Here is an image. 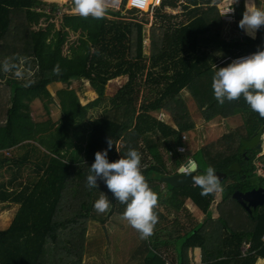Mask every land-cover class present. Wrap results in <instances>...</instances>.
<instances>
[{
    "label": "trees",
    "instance_id": "obj_1",
    "mask_svg": "<svg viewBox=\"0 0 264 264\" xmlns=\"http://www.w3.org/2000/svg\"><path fill=\"white\" fill-rule=\"evenodd\" d=\"M126 1L120 10L106 7L102 19H85L77 13L58 15L63 6L54 1L0 0V169L11 171L0 181V204L2 209L19 205L10 225L0 229V264H82L88 219L105 224L114 209L122 214L126 207L102 180L97 181L98 188L85 186L95 153L108 149L109 138L114 143L108 150L109 162L130 148L141 153V172L158 195V204L189 213L185 200L191 198L206 214L205 221L188 230L179 228V223L171 231L155 230L157 253L138 264H166L159 247L172 241L177 242L178 264H193L195 248L201 249L202 260L209 264H264L258 260L264 259V205L249 213L236 201L241 216L230 212L226 217L221 210V218H212L215 194L201 196L194 184L166 182L164 177L171 172L163 158L168 154L178 168L184 154L170 157L169 152L180 143L182 133L196 125L183 98L187 90L206 121L237 114L244 121L199 149L194 158L198 156L202 165L195 158L196 174H203L208 166L227 173L221 181L222 201L231 199L233 204L234 191L264 186V177L255 172L256 160L264 163V146L256 152L241 151L243 140L262 127L264 135V119L242 96L221 105L211 89L216 67L264 50V33L254 39L244 30L226 36L219 0H163L147 32L146 16L140 18L134 10H129L134 17L124 14ZM179 4L182 13L164 11ZM233 8L239 28L245 0ZM72 34L76 39L70 40ZM57 66L58 73L54 72ZM120 76L128 80L108 95L107 85ZM75 81L80 84L71 87ZM85 83L96 93L92 101L83 96L87 103L79 95ZM36 99L49 114L46 121L37 122L31 115ZM161 110L169 113L174 124L154 115ZM233 163L240 164L241 172L229 170ZM26 167L36 179L20 180ZM251 175L262 181L254 183ZM102 192L113 207L107 216L95 215L93 208ZM245 243L250 247L243 254Z\"/></svg>",
    "mask_w": 264,
    "mask_h": 264
},
{
    "label": "clouds",
    "instance_id": "obj_2",
    "mask_svg": "<svg viewBox=\"0 0 264 264\" xmlns=\"http://www.w3.org/2000/svg\"><path fill=\"white\" fill-rule=\"evenodd\" d=\"M73 5L75 13L85 19H102L106 15L105 0H73ZM262 26L264 9L257 7L255 0H245V11L239 27L254 39L256 31ZM54 72H59L58 66L54 68ZM211 89L215 100L221 105L226 101H238L242 96L248 107L264 119V50L234 60L226 67H216ZM107 144L108 149L95 153V161L89 167L85 186L89 189L98 188L97 181L102 180L114 199L126 205L121 219L139 233L141 240H147L154 234L155 225L158 223L154 209L158 206L159 197L141 172V153L130 148L120 159L109 162L108 150L114 144L111 138L107 140ZM116 150L118 152L117 147ZM188 158L190 157H186L178 170ZM198 170L197 162L189 161L180 171L185 177L191 176L193 184L201 189V196L223 190L213 167L208 166L203 174L195 175ZM93 208L98 214L110 211L111 202L107 195L102 192Z\"/></svg>",
    "mask_w": 264,
    "mask_h": 264
},
{
    "label": "rangeland",
    "instance_id": "obj_3",
    "mask_svg": "<svg viewBox=\"0 0 264 264\" xmlns=\"http://www.w3.org/2000/svg\"><path fill=\"white\" fill-rule=\"evenodd\" d=\"M49 2L55 1L59 4V7H62L61 12H57L58 15L64 14V12L69 13H75L74 7H73V0H48ZM221 1V0H220ZM255 4L257 7L264 9V0H255ZM70 5V7H69ZM222 5V6H221ZM123 12L126 16L134 17L129 14V4L125 3ZM219 12L222 13L224 16V34L228 37L232 35H239L240 32H242L241 28L239 29L236 26L235 17H228L223 14V10L226 9V7L219 2L218 4ZM179 9H173L172 7L168 11V13L175 14ZM233 9V6H232ZM234 10V9H233ZM235 12V11H234ZM139 17L146 16V18L149 19V24L147 26V29L149 31L150 28V20L151 16L149 13L144 14H138ZM58 23V22H57ZM149 27V28H148ZM264 33V26H262L258 31L255 33V37L259 36V34ZM245 34H247L244 31ZM76 35H71L70 40L76 39ZM149 37L146 39V43H149ZM67 48V46L65 47ZM123 82H110V84L107 85L106 93L108 95H113L115 90L118 88L120 84ZM80 83L78 81L73 82L71 87H78ZM62 87L63 85L60 84ZM87 87V90H86ZM89 84H84L83 88L86 90L82 91L81 94V100L83 103H87L88 99H85L83 101V96L88 95L90 96L92 101L96 98V93L93 92L91 87L89 88ZM51 89V86L49 87ZM51 91L55 94L54 89H51ZM183 98L186 102V105L190 111L191 117L193 118L195 122V127L189 131H187L185 134L186 140L188 143V153L184 154V157L186 158L187 155L193 156L192 154L196 155V153L201 149L202 147H205L206 145L217 141L220 139L224 134L235 130L236 128L243 125V117L241 114H237L235 116L229 117V118H223V117H217L210 121H206L201 111L198 108V105L195 103L193 97L190 95V93L185 90L183 92ZM46 111L45 107L43 106V103L40 99H36L31 103V115L35 119L42 120L43 118H39L41 114H43ZM154 115H157L158 117L163 118L166 122L169 124H174L173 118L169 115V113L165 110H161L158 112H154ZM264 140V135H263ZM264 146V142H263ZM250 149V148H249ZM257 149L251 150V152H256ZM171 156V155H169ZM175 157V156H174ZM184 157L183 161L184 162ZM163 158L166 162V168L168 172H173L175 170L174 167V158L172 161V158L168 157V154L165 156L163 155ZM197 161H199V164L202 165L201 160L198 156H195ZM155 160V159H154ZM156 161V160H155ZM260 162V161H259ZM181 164V163H180ZM180 166V165H179ZM239 170V169H238ZM236 172V171H235ZM241 172L237 171V173ZM11 175V171L4 167L0 169V181L3 179H7ZM259 176V175H258ZM257 175H251L255 178L254 183H259V181H262L261 178H259ZM35 173L29 169V167L25 168L22 171L21 174V181H26L27 179H36ZM221 194L222 191L216 193V200L213 203V210H214V217L218 215L216 207L221 200ZM12 206V205H11ZM185 206L189 209V213H187L185 210L181 212H177L175 210H168L164 205L158 204L156 207L157 211L155 213L158 216V223L155 225L154 232L157 229H170L172 230V227H175V223H179V228L185 227V230H188L190 227H193L196 223L199 221L203 222L206 219V215L202 214L201 211H198L196 209L192 210L187 205V202H185ZM2 205L0 204V211H3L4 209L1 208ZM7 209V208H5ZM14 211V208H12ZM17 209V207H16ZM113 207H111V210L104 213L108 214L112 212ZM13 211L12 210H5L0 213V229H4L5 227L11 223L13 218ZM97 213V212H95ZM239 216L240 212H237ZM242 215H244L241 212ZM95 215H99L98 213ZM121 215L119 213H113L110 216V219L108 218V221L103 224L102 221L94 220V218H90L87 221V231H86V238H87V248L86 253L84 255V261L82 264H138L143 262L144 257L154 255L155 252L157 253L156 247L157 244H155L154 235L155 233L149 237L147 240H141L139 237V233L133 229L131 226L128 225L127 221H124L121 219ZM245 216V215H244ZM249 223V220H248ZM165 236V235H164ZM163 241V240H162ZM176 241H172V244H170L168 247H159V252L162 253L163 256L167 257L168 259H174L176 257V249L174 245H176ZM140 250V251H139ZM201 250V249H198ZM194 249L192 253L196 252L199 254L200 251ZM191 253V254H192ZM196 256V255H195ZM256 264V263H255ZM263 264V263H262Z\"/></svg>",
    "mask_w": 264,
    "mask_h": 264
},
{
    "label": "crops",
    "instance_id": "obj_4",
    "mask_svg": "<svg viewBox=\"0 0 264 264\" xmlns=\"http://www.w3.org/2000/svg\"><path fill=\"white\" fill-rule=\"evenodd\" d=\"M234 0H219V2H221V4H223L224 6H226V5H229L230 3H232ZM239 0H236L235 2H233V4L232 5H234L236 2H238ZM55 2V1H54ZM163 3V2H162ZM219 4V3H218ZM161 6H162V4L160 5V6H158L156 9H155V12L153 13V14H151L150 12H148V11H141V10H136V9H132V8H130L129 7V9L130 10H134V11H136L137 13H140V14H144V13H149L150 14V16H151V20H150V26L152 25V23H153V21H154V16H155V14H156V12H157V10L159 9V8H161ZM218 6V5H217ZM222 6V5H221ZM178 7H179V9L177 10V11H173V12H177V13H182V11H183V8H182V5L181 4H179L178 5ZM178 7H176V8H178ZM170 8L171 7H169V6H166L165 8H164V11H169L170 10ZM176 8H173V9H176ZM59 12H61V11H59ZM172 14V13H171ZM176 14V13H175ZM220 15H221V18H222V20L224 19V16L222 15V13L220 12ZM148 24H149V22H148ZM148 24H147V26H148ZM149 28V27H148ZM147 32H149L148 30H146ZM147 39V38H146ZM149 39V38H148ZM150 40V39H149ZM145 43H146V40H145ZM149 44H150V41H149V43H146V45H148L149 46ZM128 80V76H120V77H117V78H115V79H112L110 82H123L122 84H120L119 86H118V88L120 87V86H122L126 81ZM110 82H109V84H110ZM118 88L115 90V92L118 90ZM52 89V88H51ZM114 92V93H115ZM111 95V94H110ZM85 99H83V101H84ZM46 116V118H43V117H45ZM39 118H43L42 120H40V119H35L34 118V120H36L37 122H42V121H46L48 118H49V114H48V112L47 111H45L43 114H41L40 115V117ZM160 120H164L163 118H161V117H158ZM165 121V120H164ZM184 133H186V132H184ZM252 138V137H251ZM180 143H181V140H180ZM179 143V144H180ZM263 145V144H262ZM187 146H188V143H187ZM189 148V147H188ZM188 153V151L186 152V154ZM182 155V154H181ZM180 155V156H181ZM193 156H190V155H187L186 157H192V158H194V154H192ZM184 157V156H183ZM184 159H186L185 157H184ZM194 160H195V158H194ZM196 161V160H195ZM260 161V162H259ZM197 162V161H196ZM198 164V163H197ZM255 164H256V170H255V172L257 173V175H259L260 177H264V175H262V174H260L259 173V171H258V164H263L264 165V163L261 161V160H259V159H257L256 160V162H255ZM176 173H180L179 171H178V168H175V170L173 171V172H171L170 173V175H172V174H176ZM232 196H233V194H232ZM221 200H220V202L219 203H217L218 205L217 206H215L216 207V210H217V213H218V215L216 216V217H214L215 215H214V210H213V203L215 202V200H216V193H215V199H214V201L212 202V205H211V207H210V210H211V215H212V218H215V219H217V218H221L222 217V213H221V210H223L224 212H225V214H226V217H230V212H231V214L232 213H234V214H236L237 212H238V208H236V200H235V203L233 204V200H227L226 202L225 201H222L223 200V190H222V194H221ZM185 202H187V205L190 207V208H192V210H194V209H196V210H198V211H201L202 212V214H204V215H206L198 206H197V204L191 199V198H187L186 200H185ZM222 204H223V206H222ZM16 207H17V209H16ZM12 208H14V211H13V209ZM18 208H19V205H17V204H12V206H10V207H8L7 209H4L3 211H5V210H12L13 211V217H14V215L16 214V212L18 211ZM3 211H0V213L1 212H3ZM113 213H118V211L116 210V209H114L113 210ZM104 214V213H103ZM109 214V213H108ZM120 214V213H119ZM238 214V213H237ZM104 215H106L107 216V214H104ZM239 217V216H238ZM110 219V218H109ZM12 220H13V218H12ZM12 222V221H11ZM199 222H201V221H199ZM10 225V224H9ZM8 225V226H9ZM7 226V227H8ZM6 228V227H5ZM196 250H198V249H200V248H195ZM198 251H200L199 252V254L198 253H196V252H194V253H192V257H193V263H194V261H196V260H199V259H201L202 260V253H201V250H198ZM196 255V256H195ZM178 259H179V257H178V255H177V253H176V257L174 258V259H166V262H169V263H172V264H178ZM258 260H263V262H264V259H262V258H259ZM257 260V261H258ZM84 261V260H83ZM175 261V262H174ZM257 263V262H256Z\"/></svg>",
    "mask_w": 264,
    "mask_h": 264
},
{
    "label": "water",
    "instance_id": "obj_5",
    "mask_svg": "<svg viewBox=\"0 0 264 264\" xmlns=\"http://www.w3.org/2000/svg\"><path fill=\"white\" fill-rule=\"evenodd\" d=\"M263 128V127H262ZM260 129L255 135L249 139L243 140V146L241 147V151H244L246 148L250 149H258L262 150V141H263V129ZM239 169V170H238ZM230 171H240L241 166L239 163H233L229 167ZM216 175L219 177L220 181H223L224 178L227 177V173L221 172V171H215ZM195 175H197L195 173ZM165 181L170 183L173 186H182V185H188L193 184V180L191 179V176L185 177L182 173H176L172 175H167L164 177ZM233 198L239 202L249 213L252 212L253 209L263 206L264 205V186L253 188L248 191H241L236 190L233 193Z\"/></svg>",
    "mask_w": 264,
    "mask_h": 264
},
{
    "label": "built area",
    "instance_id": "obj_6",
    "mask_svg": "<svg viewBox=\"0 0 264 264\" xmlns=\"http://www.w3.org/2000/svg\"><path fill=\"white\" fill-rule=\"evenodd\" d=\"M235 1L236 0H234L233 2H235ZM162 2H163V0H128V4H129L130 8L136 9V10H141V11H148L151 14H153L155 12V9L158 6H160L162 4ZM233 2L230 3L229 5H226L225 6L226 9L223 10V14L230 17V18L233 17V15H234V10H233L234 8L232 9ZM122 3H123V0H105V6L112 8V9H115V10H120ZM253 53H255V52L240 55V56L234 58V60H238L240 58H246V57L252 55ZM186 136L187 135L183 132L181 135V138H182L181 143L175 147V150H171L169 152V155H171L170 157H172L174 155V153L181 155V154H185L187 152L188 146H187ZM179 149H183V151H180ZM189 161H195V160L192 157L188 158L187 161L185 162V164H183L180 167V169L178 170L180 173H181V171H180L181 168L185 167ZM259 172L260 173L262 172L261 168H259ZM263 239H264V237H263ZM249 247H250V243H245L243 245V247H242L243 254L247 253ZM166 264H172V263L167 262ZM193 264H209V262L199 259V260L194 261Z\"/></svg>",
    "mask_w": 264,
    "mask_h": 264
},
{
    "label": "bare ground",
    "instance_id": "obj_7",
    "mask_svg": "<svg viewBox=\"0 0 264 264\" xmlns=\"http://www.w3.org/2000/svg\"><path fill=\"white\" fill-rule=\"evenodd\" d=\"M262 144H263V141H262ZM259 168H261L262 169V172L260 173V174H262V175H264V165L263 164H258V171H259ZM241 170H242V168H241ZM259 187H261V186H259ZM258 188V187H257ZM251 190V189H250ZM245 192V191H244Z\"/></svg>",
    "mask_w": 264,
    "mask_h": 264
}]
</instances>
